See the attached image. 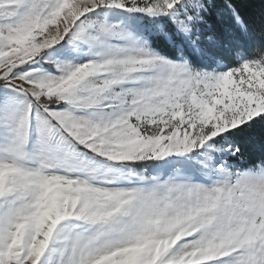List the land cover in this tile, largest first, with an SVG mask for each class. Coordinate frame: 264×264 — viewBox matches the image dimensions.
Returning a JSON list of instances; mask_svg holds the SVG:
<instances>
[{"label": "snow or ice", "instance_id": "obj_1", "mask_svg": "<svg viewBox=\"0 0 264 264\" xmlns=\"http://www.w3.org/2000/svg\"><path fill=\"white\" fill-rule=\"evenodd\" d=\"M0 264H264V0H0Z\"/></svg>", "mask_w": 264, "mask_h": 264}]
</instances>
